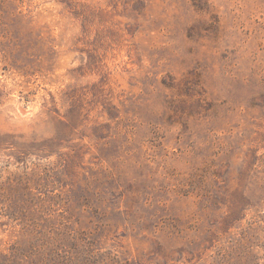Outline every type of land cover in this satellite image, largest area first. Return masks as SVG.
Segmentation results:
<instances>
[{
	"label": "rangeland",
	"instance_id": "obj_1",
	"mask_svg": "<svg viewBox=\"0 0 264 264\" xmlns=\"http://www.w3.org/2000/svg\"><path fill=\"white\" fill-rule=\"evenodd\" d=\"M264 264V0H0V264Z\"/></svg>",
	"mask_w": 264,
	"mask_h": 264
},
{
	"label": "trees",
	"instance_id": "obj_2",
	"mask_svg": "<svg viewBox=\"0 0 264 264\" xmlns=\"http://www.w3.org/2000/svg\"><path fill=\"white\" fill-rule=\"evenodd\" d=\"M35 264V263H34ZM39 264H50L49 263V261L47 260V261H42V262H40Z\"/></svg>",
	"mask_w": 264,
	"mask_h": 264
}]
</instances>
